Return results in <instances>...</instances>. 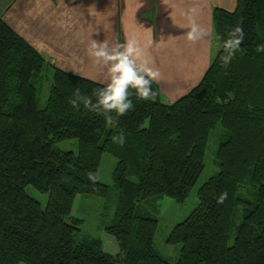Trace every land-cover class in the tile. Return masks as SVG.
Masks as SVG:
<instances>
[{
	"label": "trees",
	"instance_id": "trees-1",
	"mask_svg": "<svg viewBox=\"0 0 264 264\" xmlns=\"http://www.w3.org/2000/svg\"><path fill=\"white\" fill-rule=\"evenodd\" d=\"M235 26L244 43L225 66L221 41ZM212 30L219 47L192 90L164 104L153 84L151 98L133 95L134 108L112 129L70 103L77 88L92 95L103 85L57 69L0 20V264H264V54L255 50L264 44V0L213 9ZM45 69L52 80L39 110ZM216 129L218 172L170 232L166 243L180 246L170 263L153 247L157 220L144 206L157 213L161 197L183 204ZM66 141H75V152L57 148ZM103 154L116 160L117 203L103 228L116 241L114 256L99 239H79L82 221L71 217L76 196L107 197L108 187L88 178ZM245 184L251 200L240 193ZM27 187L47 196L44 209ZM221 193L227 199L218 203Z\"/></svg>",
	"mask_w": 264,
	"mask_h": 264
},
{
	"label": "crops",
	"instance_id": "crops-1",
	"mask_svg": "<svg viewBox=\"0 0 264 264\" xmlns=\"http://www.w3.org/2000/svg\"><path fill=\"white\" fill-rule=\"evenodd\" d=\"M236 1L0 0V20L57 69L103 86L106 69L90 59L89 44L136 42L160 72L153 82L159 97L175 102L200 82L218 50L212 10L232 12ZM192 23L207 35L190 41ZM165 88L186 92L171 96Z\"/></svg>",
	"mask_w": 264,
	"mask_h": 264
},
{
	"label": "rangeland",
	"instance_id": "rangeland-1",
	"mask_svg": "<svg viewBox=\"0 0 264 264\" xmlns=\"http://www.w3.org/2000/svg\"><path fill=\"white\" fill-rule=\"evenodd\" d=\"M41 79L42 86L37 90V108L39 110L44 108L47 101L52 80L51 71L48 69L43 70ZM164 90L171 96H179L183 91L186 92L185 88H181L176 92L169 91L166 88ZM161 101L164 104L173 102L170 98L165 97V95L163 99L161 98ZM214 132L211 134L212 136L210 137L206 148L203 170L200 173L195 185L189 191L188 197L183 204H177L172 199L161 197L157 200V213H150L149 207L144 206L147 213L143 214H147L148 216L152 215L157 220L153 247L160 257L170 263H174L177 260L180 249L179 245H168L166 243L170 232L176 224L182 222L196 208L198 204L197 192L199 188L210 177H213L218 172L214 159L220 138L218 136L216 138L214 137L218 133H221V131L220 129H216ZM56 146L62 151L75 152L76 150L75 141L60 142L57 143ZM115 164L116 160L108 154H103L95 175L97 182L108 187L107 197L102 199L91 196H76L71 208V217L82 221L78 238H81L82 240L89 238L99 239L102 244V251L111 256L118 254V247L115 239L106 234L103 228L110 223L117 203V190L112 184V173L114 171ZM253 190L254 189H252L250 185L245 184L240 193L248 200H251L252 194L254 193ZM25 193L32 199L36 200L40 204L41 208L44 209L47 202L46 195L37 192L32 187L25 188ZM236 213H241L240 208L237 209Z\"/></svg>",
	"mask_w": 264,
	"mask_h": 264
},
{
	"label": "clouds",
	"instance_id": "clouds-1",
	"mask_svg": "<svg viewBox=\"0 0 264 264\" xmlns=\"http://www.w3.org/2000/svg\"><path fill=\"white\" fill-rule=\"evenodd\" d=\"M207 35L195 23L191 24L188 33L190 41H197ZM244 43V32L240 26L231 28L221 41L223 54L220 60L223 65H229L240 46ZM256 52L264 54V44L256 47ZM87 54L96 65L106 69V83L97 88L92 95H83L77 88L70 103L74 108L81 106L90 113L103 117L105 126L115 129L119 126V118L127 115L133 108L132 96L138 100H148L153 95V82L158 81L160 72L151 65L145 49L136 42L116 43L109 46L106 41L93 40ZM126 136L121 133L115 137L119 145L125 143ZM89 180L94 181L95 175L89 173ZM227 199V193H221L218 203Z\"/></svg>",
	"mask_w": 264,
	"mask_h": 264
}]
</instances>
